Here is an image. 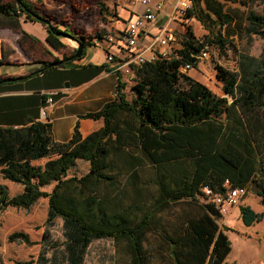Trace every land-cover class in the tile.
Instances as JSON below:
<instances>
[{
	"label": "trees",
	"instance_id": "obj_1",
	"mask_svg": "<svg viewBox=\"0 0 264 264\" xmlns=\"http://www.w3.org/2000/svg\"><path fill=\"white\" fill-rule=\"evenodd\" d=\"M249 1L261 3V12L248 9L238 34L229 31L222 38L209 32L210 37L199 41L186 29L179 47L166 57L157 55L153 61L133 65V100L127 99L125 82L118 75L114 98L83 115L101 122L84 137L78 125L64 142L53 139L48 121L21 127L0 125V176L22 187L10 195L0 184V211L28 209L39 198H47L46 227L55 218L62 220L61 240L51 239L48 228L42 235L41 264L55 263L47 258L51 251H60L65 264H85L90 244L99 239L123 248L125 264H227L229 246L216 223L221 216L203 188L212 195L223 193L227 181L231 188L251 189L264 202V47L254 57L227 40L234 34L264 38V0ZM99 6L103 13L106 7ZM31 12L43 16L27 0H0V28L17 32L23 47L42 45L49 53L50 49L61 53L66 45L57 33L62 32L84 45L83 55L93 40L107 35L104 28L86 37L50 24L52 30L45 26L46 45L40 44L20 27L21 16L37 22ZM211 14L224 26L232 23L216 0L203 1V7L199 0L190 2L179 19ZM206 44L219 50L229 44L236 52L235 71L214 65L222 96L179 72L185 64L195 67ZM74 52L73 48L61 59L38 58L33 63H39L43 71L55 68L52 64L57 62L64 67L76 60L69 59ZM10 54L2 43L0 66L10 64ZM30 73L26 78L38 74ZM7 77L17 76L0 75V80ZM113 151L118 158L112 157ZM42 159L43 163H37ZM78 160L88 163L87 172L67 177ZM145 165L153 168L148 179L140 173ZM50 184L49 192L42 190ZM176 203L193 206L195 211L167 215ZM238 208L244 225L263 217L247 205ZM8 239L30 243L23 231L11 233Z\"/></svg>",
	"mask_w": 264,
	"mask_h": 264
},
{
	"label": "rangeland",
	"instance_id": "obj_2",
	"mask_svg": "<svg viewBox=\"0 0 264 264\" xmlns=\"http://www.w3.org/2000/svg\"><path fill=\"white\" fill-rule=\"evenodd\" d=\"M9 1V0H4ZM37 7V10L43 17L49 19L50 24L56 25L59 29H69L71 32L84 35L86 37L94 35L100 29V22L105 21L100 14L97 6L98 3H108L112 6V2L116 0H27ZM223 11L228 14L232 23L229 26H224L211 14L209 17L199 15V18H192L183 25L181 34L189 29L193 37L199 41L210 37V33L219 34L222 38H226V32H239L243 26L244 14L248 9L259 10L261 3H250L247 0H219ZM112 8V7H110ZM20 22L23 28L27 31L32 30L31 21L20 17ZM42 28L40 22H33ZM6 30V38L2 43L6 44V49L11 53L8 58L10 64L20 65L22 63L32 64L35 59L46 58L52 60L49 52L37 45L30 48L27 44L23 46L18 44L17 32L11 29ZM11 34V35H10ZM175 38L180 39L178 32H175ZM92 40V39H91ZM227 40H231L237 50H244L248 54L254 55L260 53L264 47V38H240L233 35ZM61 41L66 45L62 55H69L73 48L76 47V42L69 38H62ZM94 41V40H93ZM43 44V43H40ZM48 49V48H47ZM207 55L203 59L196 62L195 67L185 71L184 74L193 80L203 84L216 96H222L221 84L214 77V65L223 67L229 71L236 70V52L229 44L219 50L214 44L205 45ZM172 52V49L170 53ZM13 70L20 69L18 66L11 67ZM18 76V75H13ZM135 79L128 77L125 80L124 92L128 100H133L134 92L132 86L135 84ZM15 81L13 83H19ZM40 117V116H39ZM113 156L118 158V154L112 152ZM45 159L39 160L37 163H43ZM88 170V163L78 160L76 164L68 170L67 177L81 176ZM140 173L145 178H150L153 173V168L150 165H145L140 169ZM0 184L5 185L10 195H15L21 192L22 187L18 184L3 180L0 176ZM53 184L44 186L43 191L49 192ZM150 191L155 192V186L150 185ZM239 205H247L255 212L263 214L262 220L250 225H244L240 218ZM237 206L227 215L217 219L216 223L222 229L226 236L229 251L226 254L224 261L227 264H258L257 261H264V202L260 197L254 195L251 189L246 190ZM195 211L193 206L188 207L184 203L171 204L167 210V215H177L187 211ZM47 217V198H39L30 208L8 207L0 211V264H41L39 262V251L42 248L40 241L46 228H48L49 237L51 239H62V220L55 218L51 225L46 227L45 219ZM223 224V225H222ZM16 231H23L28 234L30 243H25L21 240L10 241L8 236ZM153 239V235H149ZM125 251L118 245L108 239L94 240L85 257V264H125ZM48 259L54 260V264H65L64 258L60 251H51L47 254ZM50 262H48L49 264Z\"/></svg>",
	"mask_w": 264,
	"mask_h": 264
},
{
	"label": "crops",
	"instance_id": "obj_3",
	"mask_svg": "<svg viewBox=\"0 0 264 264\" xmlns=\"http://www.w3.org/2000/svg\"><path fill=\"white\" fill-rule=\"evenodd\" d=\"M131 1L116 0L115 3L112 2V6L106 2L103 3L106 10L103 13L99 12L105 21L100 22V28H104L107 34L111 32L118 35L124 31L128 23L143 12V7L138 0H134L133 4ZM174 1L163 0L164 8L156 14L155 20L153 22L143 21L139 31L138 46L144 56L166 49L161 46L149 48L152 37L158 34L162 28H167V31L173 35L170 47L166 49L168 54L171 49L179 47V38L176 39L174 33L178 32L180 37L183 25L193 17L169 20ZM192 1L194 0H190L191 3ZM203 1L205 0H199L201 7H203ZM235 1L239 2V0ZM99 4L97 6L100 10ZM254 11L260 13L261 9ZM33 22L31 21L32 30L27 29L26 31L21 22L20 27L46 45L45 26L42 25L43 29H39L38 25ZM5 29L7 28H0V54L2 40L7 37ZM250 37L257 36L253 34ZM115 43L123 44L119 38L115 39ZM106 51L105 38L95 39L92 45L85 48V52L80 58L73 60L68 65L56 66L21 80L19 83L0 87V125L21 127L33 121H48L51 123L53 139L58 142L69 140L76 125H78L82 137L97 130L101 126L100 120L83 118V115L99 110L105 102L114 98L117 74L114 72L113 64L106 61ZM50 53L52 59L62 58L56 51L50 49ZM258 55L259 53L252 56L257 57ZM13 66H18L20 69L13 70L11 69ZM39 66V63L8 64L0 66V75H27L38 69ZM120 78L125 82L128 77L121 75ZM51 92H55L51 96L53 103L47 105L46 99L51 95ZM43 107L46 108V119L39 117ZM236 207L232 206L228 212ZM257 263L264 264V261L258 260Z\"/></svg>",
	"mask_w": 264,
	"mask_h": 264
},
{
	"label": "built area",
	"instance_id": "obj_4",
	"mask_svg": "<svg viewBox=\"0 0 264 264\" xmlns=\"http://www.w3.org/2000/svg\"><path fill=\"white\" fill-rule=\"evenodd\" d=\"M142 7L143 12L141 15H136V17L131 20L124 31L121 33L114 34L108 33L105 36V43L107 46L106 51V61L107 63L113 64L114 72L117 76L130 77L132 75V66L140 65L144 62L153 61L157 55L160 57H166L168 51L166 50L170 47V43L173 40V35L171 32L167 31V28H162L161 31L154 35L151 39L150 46H161L166 47V49L159 52H151L150 55L144 56L143 52L139 50L138 46V36L139 31L142 27L143 21L153 22L156 18V14L164 8L163 0H138ZM134 0L131 1V4ZM190 7V0H175L171 9V14L169 20H174L176 18L183 17L185 11ZM119 38L122 40L123 44L118 45L115 43V39ZM207 55L206 49H202L198 54L197 61L199 59L205 58ZM193 66L190 64H185L179 68V72L183 73L192 69ZM55 92H51V95L46 99L47 105L53 103V98L51 97ZM46 108L43 107L40 112V118L46 119ZM224 186L226 190L219 194H210V191L204 187L203 192L209 197L210 202L216 207L221 218L227 215L229 209L235 206L240 198L245 195V187H229L228 182L224 181Z\"/></svg>",
	"mask_w": 264,
	"mask_h": 264
},
{
	"label": "water",
	"instance_id": "obj_5",
	"mask_svg": "<svg viewBox=\"0 0 264 264\" xmlns=\"http://www.w3.org/2000/svg\"><path fill=\"white\" fill-rule=\"evenodd\" d=\"M18 3H20V0H17ZM31 15L34 17V19H36L38 22H40L42 25L46 26L47 28L51 29V26H50V21L49 19H47L46 17H43L41 15H38V14H35V13H32L31 12ZM57 36L61 37V38H69V39H72L68 34H65V33H57ZM73 41H75L74 39H72ZM76 42V41H75ZM75 49V52L74 54L69 58L70 60L71 59H77V58H80L81 55H82V51L84 49V45L79 43V42H76V47L74 48ZM60 65V62H57V63H54L52 64V66H58ZM50 67V66H49ZM43 71V69H38L37 71H33L31 72L30 74H35V73H41ZM27 76L25 75H22V76H17V77H7V78H4L2 80H0V84L1 83H7V82H13V81H21L23 79H25Z\"/></svg>",
	"mask_w": 264,
	"mask_h": 264
},
{
	"label": "flooded vegetation",
	"instance_id": "obj_6",
	"mask_svg": "<svg viewBox=\"0 0 264 264\" xmlns=\"http://www.w3.org/2000/svg\"><path fill=\"white\" fill-rule=\"evenodd\" d=\"M32 72V71H31Z\"/></svg>",
	"mask_w": 264,
	"mask_h": 264
}]
</instances>
